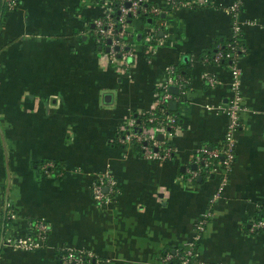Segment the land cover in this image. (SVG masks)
<instances>
[{
    "label": "crops",
    "instance_id": "1",
    "mask_svg": "<svg viewBox=\"0 0 264 264\" xmlns=\"http://www.w3.org/2000/svg\"><path fill=\"white\" fill-rule=\"evenodd\" d=\"M107 1L19 0L0 8V264H61L60 245L91 250L97 264H161V251L190 241L209 209L219 172L193 178L187 167L202 144L223 137L232 73L205 55L231 37V0L196 8L145 0L161 11L150 22L145 14L131 18L125 63L95 42ZM239 21L246 52L234 60L243 104L236 159L195 253L206 263L264 264V232L249 229L264 205V0H242ZM167 65L185 80L171 84L173 153L149 159L117 136L152 108ZM42 161L58 162L63 174L43 173ZM101 171L117 190L100 204L91 182ZM33 217L49 223L46 244L14 247Z\"/></svg>",
    "mask_w": 264,
    "mask_h": 264
},
{
    "label": "built area",
    "instance_id": "2",
    "mask_svg": "<svg viewBox=\"0 0 264 264\" xmlns=\"http://www.w3.org/2000/svg\"><path fill=\"white\" fill-rule=\"evenodd\" d=\"M8 9L15 8L17 0H4ZM129 1V5L126 2ZM164 2L175 7H206L213 3V0H164ZM114 4V5H113ZM242 0H231L227 6V10L231 16V31L234 38L227 43L228 49L223 51L217 50L212 55V60L217 62L222 57L232 59L229 65L232 73L231 90L232 95L224 105V112L227 121L223 133V137L218 145L209 146L202 144L193 159L194 166H188L187 172L191 177H196L210 171L219 172L216 187L209 199V209L203 212L195 223L194 235L190 241H187L182 248H175L173 251H167L160 256L161 264H220L206 263L196 256V242H198L205 231L210 216L211 207L222 196L228 181V175L232 169L236 159L235 154V132L239 121V113L243 109L242 95L240 91V70L234 63L240 55L246 51V46L240 42L238 36L241 35V24L239 14L241 10ZM118 10L117 20L114 18L113 12ZM161 11L159 5L148 4L145 0H108L106 10L95 20L94 37L95 42L106 47L105 53L110 59H120L125 63L126 57L132 54L131 40L132 32L130 30V20L127 19L129 14H155ZM165 78L161 80L160 92L156 95L154 104L149 110V115L145 121L154 123L153 126L145 125V121L138 124L134 117L126 121L127 130L123 135H118L120 143H137V147L141 154L149 159L164 160L171 157L173 146L169 142V137L173 134V129L177 124V114L169 112L166 103L174 98V93L170 91V85L175 82L182 84L184 78L175 72L173 65H167L164 69ZM205 78L210 85H215L217 79L214 75L206 74ZM158 111V112H155ZM160 116V117H159ZM160 132L162 138L156 137V133ZM93 198L97 203H104L110 200L117 190L115 178L109 171H101L97 173L91 182ZM249 229L251 231L264 228V219L251 217L249 219ZM36 237L25 235L11 241L14 247L34 249L45 245V235L50 228L48 223L39 220L35 223ZM58 257L61 264H87L94 255L91 250L86 248H75L68 245H60L57 247ZM97 264V260L95 262Z\"/></svg>",
    "mask_w": 264,
    "mask_h": 264
},
{
    "label": "trees",
    "instance_id": "3",
    "mask_svg": "<svg viewBox=\"0 0 264 264\" xmlns=\"http://www.w3.org/2000/svg\"><path fill=\"white\" fill-rule=\"evenodd\" d=\"M116 1H117V0H114V3H115ZM18 3H19V0H17V4H16V6L18 5ZM147 3H148V2H147ZM148 4H149V3H148ZM113 5H114V4H113ZM16 6H15V7H16ZM0 8H2V10H4L5 8L8 9V7H7V5L5 4V1H4V0H0ZM118 14H119V13H118V10L116 9V10L113 12L114 18H115L116 20H117V16H118ZM146 15H147V17H150L151 20H152L153 15H155V14H146ZM132 17H133L132 14H129L128 17H127V19H128V20H131ZM233 38H234V36L231 34V37L228 38L226 41L221 42V44H220V43L217 44L214 48H212L211 50H209L208 53L205 55L206 58H207V60L213 61V60H212V55H213L214 52H216V51L219 50V49H221V50H223V51H226V50L228 49L227 43L230 42V41H232ZM238 39L240 40L241 43H243V44L245 45V42H244V40H243L242 35H239V36H238ZM245 46H246V45H245ZM245 52H246V51H245ZM245 52H244V53H245ZM213 62H215V61H213ZM232 62H233L232 59H229V58L226 59V58H223V57H222L219 61H217V63L226 64V65H228V66H229ZM175 72H176V73H179V71H177V70H175ZM184 82H185V81H183V83H184ZM183 83H182V84H183ZM166 107H167V110H168L169 112L175 113L174 110H171V109H170V107H169V101L166 103ZM155 112H158V111H155ZM158 114H159V112H158ZM148 115H149V112H147L146 115L142 116L140 119H136V122H137L138 124H140V122H143V121L146 120V118H147ZM159 117H160V116H159ZM145 125L153 126L154 123H152V122H148V121H145ZM123 134H124V132H119V133H118L119 136H120V135H123ZM117 137H118V136H117ZM156 137H157V133H156ZM135 144H136V146L138 145L137 143H135ZM171 156H172V155H171ZM40 165H42V169H41V171H42L43 173H48V174H49V173L51 172V170H53V171H54V174L62 175L63 172H64L63 168L61 167V165H60L58 162L53 163V165H50L49 163H46L45 161H44V163H43V161H42V162L40 163ZM190 166L193 167L194 164L192 163ZM202 174L204 175L205 173H202ZM202 174H200V175H202ZM6 215H7V214H6ZM252 217H254V218H256V219H258V218H262V219H264V205H262V206L258 209V211H257L256 213H254V215H253ZM39 220H42V221L48 223V221H47L45 218H42V217H33V218H30L29 221H28V225H27V233H26L27 235H31V236H33V237H36V231H37V229H36V227H35V223H36L37 221H39ZM208 220H209V219H208ZM249 223H250V221H249ZM48 225H49V223H48ZM49 232H50V228L48 229V231H47V233H46V235H45V242L47 241V237H48V235H49ZM252 232H254V233L264 232V228L255 229V230H253ZM202 235H203V233H202ZM201 237H202V236H201ZM45 244H46V243H45ZM197 244H198V242H196V247H197ZM175 248H179V249H181L182 246H180V245L175 246V245H174V246L167 247L166 249H164V250L161 251L160 256L163 255L164 253H166L167 251H173ZM55 256H56L57 260L60 262V259H59V257H58V249H57V248L55 249ZM96 260H97V258L95 257V255H93V256L91 257V261H90V262L88 261L87 264H95ZM60 263H61V262H60Z\"/></svg>",
    "mask_w": 264,
    "mask_h": 264
},
{
    "label": "water",
    "instance_id": "4",
    "mask_svg": "<svg viewBox=\"0 0 264 264\" xmlns=\"http://www.w3.org/2000/svg\"><path fill=\"white\" fill-rule=\"evenodd\" d=\"M126 4L129 5V4H130L129 1H127ZM147 20L150 22V21H151V18L148 17ZM169 89H170L171 92L176 93V91H177V86H176V85H170ZM169 106H170L171 108H173V109L176 108V102L173 101V100L170 101V102H169ZM158 136L161 137V134H158Z\"/></svg>",
    "mask_w": 264,
    "mask_h": 264
}]
</instances>
